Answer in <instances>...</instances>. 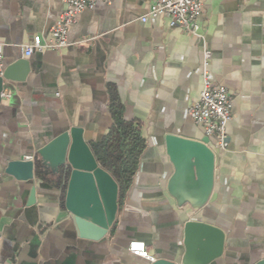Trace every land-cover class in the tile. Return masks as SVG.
Here are the masks:
<instances>
[{"label": "crops", "instance_id": "1", "mask_svg": "<svg viewBox=\"0 0 264 264\" xmlns=\"http://www.w3.org/2000/svg\"><path fill=\"white\" fill-rule=\"evenodd\" d=\"M152 1L98 3L69 29L68 41L78 43L24 56L34 36L50 39L63 0H0L3 72L23 62L0 95V264H151L129 251L134 240L155 260L181 264L188 221L224 233L221 254L204 264L264 259V0H203L199 35L170 27L165 15L142 21ZM205 50L212 79L233 98L224 151L187 113L199 97ZM117 111L143 145L119 187L113 224L94 238L65 209L67 174L42 168L37 151L71 127L90 147L103 141ZM167 134L208 138L213 185L198 208L169 193ZM27 156L38 162L32 179L7 172Z\"/></svg>", "mask_w": 264, "mask_h": 264}, {"label": "water", "instance_id": "2", "mask_svg": "<svg viewBox=\"0 0 264 264\" xmlns=\"http://www.w3.org/2000/svg\"><path fill=\"white\" fill-rule=\"evenodd\" d=\"M22 65L23 62L18 61L0 76V95L5 88L4 80L11 78L12 69ZM165 144L166 152L174 166L168 187L169 193L178 203L188 198L186 202H189L192 208L202 206L213 185L214 153L208 146V138L193 140L167 134ZM37 154L41 158L42 168H62L67 174L64 206L82 226L81 233L87 234L85 229L88 227L94 238L103 236L116 217L119 186L113 176L98 164L91 147L82 137L81 128L71 127L69 131L61 133L41 147ZM35 168H38L37 161L17 159L8 163L7 172L28 180L34 177ZM36 173L40 175L41 172L36 170ZM202 237L206 240L205 243L201 242ZM223 241L224 233L217 226L188 221L185 225L186 252L181 264H204L219 256ZM201 245L202 253L198 252ZM151 264L175 262L159 258ZM254 264H264V259Z\"/></svg>", "mask_w": 264, "mask_h": 264}, {"label": "built area", "instance_id": "3", "mask_svg": "<svg viewBox=\"0 0 264 264\" xmlns=\"http://www.w3.org/2000/svg\"><path fill=\"white\" fill-rule=\"evenodd\" d=\"M64 9L58 15L50 29V39L46 42L39 35L34 36L30 43L22 47L24 56L33 51L45 49H61L76 42L68 41V31L77 20L79 14L93 9L98 3L109 4L110 0H63ZM203 8V0H153L147 12L141 16L145 21L148 17L165 15L170 27H178L185 32L199 35V17ZM211 54L203 52L201 90L198 99L187 109L194 123L202 126L207 137L216 138L217 147L224 151L228 147L226 125L231 119L232 95L227 89L217 84L211 77L209 64ZM3 74V44L0 43V76ZM26 159L31 160V156ZM129 251L151 262L155 257L150 255L143 241L134 240L128 245Z\"/></svg>", "mask_w": 264, "mask_h": 264}, {"label": "trees", "instance_id": "4", "mask_svg": "<svg viewBox=\"0 0 264 264\" xmlns=\"http://www.w3.org/2000/svg\"><path fill=\"white\" fill-rule=\"evenodd\" d=\"M142 145L138 129L122 120L117 111L114 124L104 140L92 144L91 150L99 165L114 177L121 188L134 173Z\"/></svg>", "mask_w": 264, "mask_h": 264}]
</instances>
